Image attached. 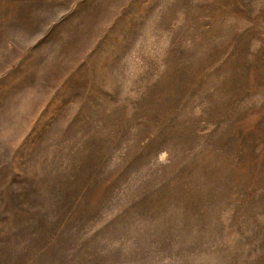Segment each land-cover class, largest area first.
Returning a JSON list of instances; mask_svg holds the SVG:
<instances>
[{"label":"rangeland","instance_id":"obj_1","mask_svg":"<svg viewBox=\"0 0 264 264\" xmlns=\"http://www.w3.org/2000/svg\"><path fill=\"white\" fill-rule=\"evenodd\" d=\"M0 264H264V0H0Z\"/></svg>","mask_w":264,"mask_h":264}]
</instances>
